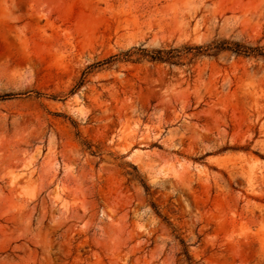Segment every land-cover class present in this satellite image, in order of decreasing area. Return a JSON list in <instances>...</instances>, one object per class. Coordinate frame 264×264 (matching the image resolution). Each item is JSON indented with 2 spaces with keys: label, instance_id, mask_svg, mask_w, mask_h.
<instances>
[{
  "label": "rangeland",
  "instance_id": "374dc122",
  "mask_svg": "<svg viewBox=\"0 0 264 264\" xmlns=\"http://www.w3.org/2000/svg\"><path fill=\"white\" fill-rule=\"evenodd\" d=\"M0 264H264V0H0Z\"/></svg>",
  "mask_w": 264,
  "mask_h": 264
},
{
  "label": "trees",
  "instance_id": "16d2710c",
  "mask_svg": "<svg viewBox=\"0 0 264 264\" xmlns=\"http://www.w3.org/2000/svg\"><path fill=\"white\" fill-rule=\"evenodd\" d=\"M226 41H222L220 42L218 45L214 46V50L212 51V55H217L219 52L221 51H224V50H229V51H232L233 53L235 54H241V53H244L246 55H248V52L247 50H243L242 46L238 43H235L234 44V47L233 46H225L226 45ZM213 43H210L208 45H205V46H196L195 49L197 50V52L195 54H193L194 56L195 55H199L203 52L201 51H204V48H209L210 46H212ZM191 49L192 47L190 46H185L183 48L184 52L183 53H191ZM212 49V48H210ZM176 49L174 48H170L168 50H165L163 48H159V49H156L154 50L150 55L148 54V59L150 61H157V62H165V63H168V64H175L176 62L174 61V56L172 55V53L175 51ZM12 94H5L3 97L4 98H7V97H11Z\"/></svg>",
  "mask_w": 264,
  "mask_h": 264
}]
</instances>
